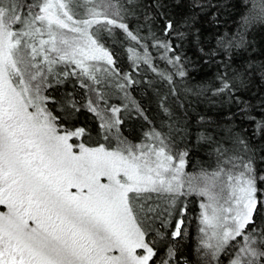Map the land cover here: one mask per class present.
I'll use <instances>...</instances> for the list:
<instances>
[{
	"label": "snow or ice",
	"instance_id": "snow-or-ice-1",
	"mask_svg": "<svg viewBox=\"0 0 264 264\" xmlns=\"http://www.w3.org/2000/svg\"><path fill=\"white\" fill-rule=\"evenodd\" d=\"M211 7L0 0V264H264V61L243 34L205 39ZM249 7L245 31L264 23V0ZM206 68L214 87H194ZM140 84L155 110L132 98ZM189 95L227 109L199 116L194 142ZM81 110L98 120L92 144L69 126ZM127 122L145 130L129 139ZM196 156L212 170L190 176Z\"/></svg>",
	"mask_w": 264,
	"mask_h": 264
},
{
	"label": "trees",
	"instance_id": "trees-1",
	"mask_svg": "<svg viewBox=\"0 0 264 264\" xmlns=\"http://www.w3.org/2000/svg\"><path fill=\"white\" fill-rule=\"evenodd\" d=\"M212 7L206 8L201 15L205 17L202 21L204 29H206L205 39L208 42L213 41L214 35L217 33L223 34V36H231L234 39L238 38L240 34L244 35L246 42L251 44L252 51L248 55H255L259 59L255 62L260 63L264 61V23L254 22L248 26L247 30L243 29V21L249 15L251 0H210ZM242 62L238 59V63ZM151 75V74H150ZM195 86H202L205 88L214 87L213 77L210 71L206 68L203 72H199L194 76ZM136 91H131L132 98L139 103L142 107L147 106L149 110L156 109V103L154 100H150L146 91L144 90L143 84L135 86ZM259 87V85L257 86ZM71 90L66 86L65 89H61L59 95H63L64 91ZM183 85L178 86V94L183 95ZM104 92L105 101L107 105L121 106L124 101L121 98V94L118 90L112 88H102ZM81 101H83L82 90L77 88L75 93ZM181 103L185 104L189 113V119L185 121L189 125V132L194 142L196 130L199 129V125L196 120L199 116L212 117L215 119L222 108L227 110L224 104L221 103L219 97L213 98L211 95L186 96L185 99L181 100ZM106 104L104 101L100 103V108H105ZM51 107V106H50ZM184 109H180L183 112ZM180 112L177 113V120H179ZM57 114H59L57 112ZM159 117V113H154ZM160 123L161 121H156ZM98 120L95 118L93 113L81 110L71 120H69V126L84 127L87 131L91 132L92 140L88 143L92 144L99 138L96 136L95 129L97 127ZM145 129H142L139 125L133 122H127L126 130L122 128L125 136L129 139H133L136 136H140ZM188 172L200 174L201 170L211 171L205 161H202L199 156L194 157V160L186 168ZM194 198H189V209H192L189 215L193 218L188 231L191 234L190 239L185 243L192 245L193 259L196 258L195 252V240L197 238L196 222L195 217L199 215L198 203L192 202ZM199 199V198H195Z\"/></svg>",
	"mask_w": 264,
	"mask_h": 264
},
{
	"label": "rangeland",
	"instance_id": "rangeland-1",
	"mask_svg": "<svg viewBox=\"0 0 264 264\" xmlns=\"http://www.w3.org/2000/svg\"><path fill=\"white\" fill-rule=\"evenodd\" d=\"M186 172H187L190 176H193V177H196V176L199 175V174H195V173L188 172L187 170H186Z\"/></svg>",
	"mask_w": 264,
	"mask_h": 264
}]
</instances>
